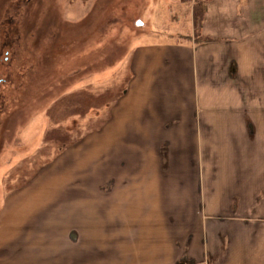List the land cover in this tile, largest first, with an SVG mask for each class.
I'll return each mask as SVG.
<instances>
[{
	"label": "crops",
	"instance_id": "crops-1",
	"mask_svg": "<svg viewBox=\"0 0 264 264\" xmlns=\"http://www.w3.org/2000/svg\"><path fill=\"white\" fill-rule=\"evenodd\" d=\"M197 1L187 2L188 36L139 43L106 80L95 74L94 92L87 82L62 98L84 91L104 101L119 90L107 106L112 142L148 148L159 170L149 179L162 189L135 186L127 205V226L141 237L132 232L126 251L112 246L110 264H264V0H204L196 11ZM58 193L61 223L43 238L30 203L16 198L15 226L0 227V264H86L84 238L62 233L86 227L84 200Z\"/></svg>",
	"mask_w": 264,
	"mask_h": 264
},
{
	"label": "rangeland",
	"instance_id": "rangeland-1",
	"mask_svg": "<svg viewBox=\"0 0 264 264\" xmlns=\"http://www.w3.org/2000/svg\"><path fill=\"white\" fill-rule=\"evenodd\" d=\"M174 2L0 0V227L15 226L17 198L30 203L25 212L38 236H51L61 223L55 217L64 212L58 192L69 188L84 200L79 207L86 227L62 233L84 238L86 264H110L112 246L126 251L132 232L141 237L127 226V205L136 204L135 186L162 189V182L149 179L159 170L146 159L148 148L112 142L107 106L120 91L101 101L93 83L100 71L104 80L114 74L139 43L180 29L188 36L189 3L179 9ZM203 4L198 0L196 11ZM85 84L92 92L62 99ZM145 231L149 240L160 236L156 226ZM5 240L13 242V235Z\"/></svg>",
	"mask_w": 264,
	"mask_h": 264
},
{
	"label": "trees",
	"instance_id": "trees-1",
	"mask_svg": "<svg viewBox=\"0 0 264 264\" xmlns=\"http://www.w3.org/2000/svg\"><path fill=\"white\" fill-rule=\"evenodd\" d=\"M181 2H190L191 0H179Z\"/></svg>",
	"mask_w": 264,
	"mask_h": 264
}]
</instances>
